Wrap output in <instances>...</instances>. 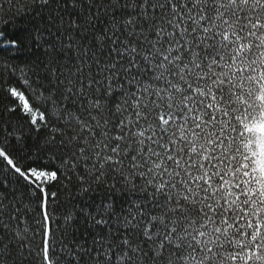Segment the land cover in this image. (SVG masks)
<instances>
[{
    "label": "snow or ice",
    "instance_id": "1",
    "mask_svg": "<svg viewBox=\"0 0 264 264\" xmlns=\"http://www.w3.org/2000/svg\"><path fill=\"white\" fill-rule=\"evenodd\" d=\"M0 264H264V0H0Z\"/></svg>",
    "mask_w": 264,
    "mask_h": 264
}]
</instances>
